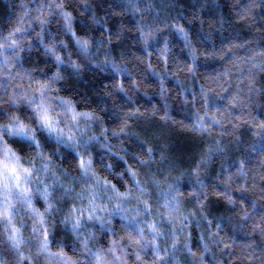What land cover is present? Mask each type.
I'll use <instances>...</instances> for the list:
<instances>
[{"label": "clouds", "instance_id": "9594fccd", "mask_svg": "<svg viewBox=\"0 0 264 264\" xmlns=\"http://www.w3.org/2000/svg\"><path fill=\"white\" fill-rule=\"evenodd\" d=\"M0 264H264V0H0Z\"/></svg>", "mask_w": 264, "mask_h": 264}]
</instances>
